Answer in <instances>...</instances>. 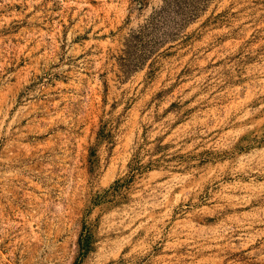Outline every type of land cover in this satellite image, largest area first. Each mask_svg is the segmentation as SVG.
<instances>
[{
	"label": "rangeland",
	"instance_id": "obj_1",
	"mask_svg": "<svg viewBox=\"0 0 264 264\" xmlns=\"http://www.w3.org/2000/svg\"><path fill=\"white\" fill-rule=\"evenodd\" d=\"M0 264H264V0H0Z\"/></svg>",
	"mask_w": 264,
	"mask_h": 264
}]
</instances>
